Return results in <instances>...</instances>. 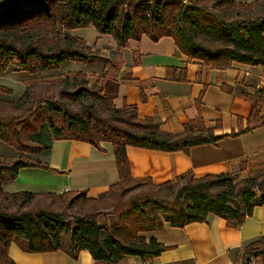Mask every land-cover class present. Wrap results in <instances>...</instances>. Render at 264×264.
Here are the masks:
<instances>
[{
    "label": "trees",
    "instance_id": "trees-1",
    "mask_svg": "<svg viewBox=\"0 0 264 264\" xmlns=\"http://www.w3.org/2000/svg\"><path fill=\"white\" fill-rule=\"evenodd\" d=\"M203 1L186 4L183 0H12L0 5V74L13 61H17L22 70L40 72L55 70L70 61L84 63L103 58L89 47L88 51L79 48L75 43L80 45L86 41L70 34L64 37L65 45L60 36H56V43L51 47L39 40V36L35 40L46 24L61 25L66 30L93 25L101 33L113 34L120 46L126 45L130 38H141L144 33L153 39L169 35L189 57L213 62L218 67L231 66L235 61L263 66L264 12L253 13L251 9H256L251 5L253 2L216 0L208 9L202 6ZM4 91L11 92V89L2 84L0 93ZM87 96L96 101L85 111L47 99L49 119L33 130L41 133L46 123L50 126L53 140L41 145L47 154L52 150L53 141L59 138H77L97 148H101L103 140L112 142L121 180L111 187L107 197L101 199L90 197L87 191L81 190L43 195L26 190L12 193L5 192L3 184L14 180L22 167L46 168L48 164L18 157L14 163L1 167L0 195L5 200L11 199L18 210L0 205V264H17L8 251L13 241L30 253L64 249L77 258L84 249L90 251L97 262L117 264L124 257L137 255L151 263L168 248L156 238L141 236L145 230L159 229L166 222L185 227L191 222L204 221L213 213L239 226L252 215L256 205H264V174L241 179L239 175L227 172L197 178L188 171L176 180L157 184L150 177H134L128 145L165 152H188L199 144L215 143L221 136L215 133L213 126L208 127L201 116L187 122L182 133L164 132L160 121L139 117L138 108L133 105L116 107L113 96L107 95L102 85L97 91L84 86L67 93L70 100H82ZM252 98L255 115L260 103L264 102V87ZM1 121L3 118H0L3 123ZM129 180L139 187L150 184L154 189L144 190L132 199L133 210L143 213V208L148 207L165 213L173 210L174 214L167 220L158 215V224L152 227L137 226L135 234L126 241L117 237L109 223H100V212L89 210L68 216L67 208L57 205L62 196L75 193L68 205L70 208L80 197L95 204H103L106 199L114 202L118 197L124 200L128 188L118 187ZM47 197L51 200H42ZM34 201H40L41 206L29 211L21 209ZM111 202L109 205L115 208ZM256 255L264 257L262 240L246 246L241 258Z\"/></svg>",
    "mask_w": 264,
    "mask_h": 264
},
{
    "label": "crops",
    "instance_id": "crops-1",
    "mask_svg": "<svg viewBox=\"0 0 264 264\" xmlns=\"http://www.w3.org/2000/svg\"><path fill=\"white\" fill-rule=\"evenodd\" d=\"M85 28L70 29V33L88 41L90 49L103 58L74 62L103 84L116 107L133 105L139 117L160 121L162 131L176 134L201 116L221 136L215 143L199 144L188 152L128 145L134 177H150L157 184L176 180L188 171L197 178L227 172L241 179L264 174V102L254 115L252 98L264 87V65L235 61L231 66L218 67L189 57L169 35L153 39L144 33L120 46L113 34L98 29L90 39ZM247 128L251 129L241 131ZM115 152L108 140L97 148L77 138H59L46 154L48 167H22L14 180L3 184V190L40 195L81 190L101 199L121 180ZM209 216L185 227L166 222L159 229L145 230L141 236L156 238L168 249L151 263L132 255L117 264H237L246 246L264 241V205H256L239 226L220 215ZM8 251L17 264H112L97 262L84 249L73 258L64 249L30 253L13 241Z\"/></svg>",
    "mask_w": 264,
    "mask_h": 264
},
{
    "label": "rangeland",
    "instance_id": "rangeland-1",
    "mask_svg": "<svg viewBox=\"0 0 264 264\" xmlns=\"http://www.w3.org/2000/svg\"><path fill=\"white\" fill-rule=\"evenodd\" d=\"M143 1V0H140ZM149 1V0H144ZM196 0H183L186 4H192ZM216 0H204L203 7L211 8ZM256 1V2H255ZM12 0H0V5L9 4ZM253 2V1H252ZM256 9L252 12L260 14L264 12V0H254L251 4ZM44 30L35 36L37 40H42L45 45L51 47L55 45L56 36H60L62 44L65 45V35H72L70 29L66 30L61 25L46 24ZM55 29H57L55 31ZM55 31V32H54ZM88 37L93 39L94 33L97 32V28L87 27L84 29ZM75 36V35H72ZM76 37V36H75ZM81 39L79 37H76ZM84 40V39H81ZM86 41V40H85ZM88 43V41H86ZM84 42L77 45L79 48L88 51L89 45ZM69 43V42H66ZM87 44V45H86ZM83 47H82V46ZM90 48V47H89ZM92 50V49H91ZM98 52V51H94ZM67 66L62 68H56L55 70H42L40 72H31L22 70L17 64V61H13L7 70L0 74V85H6L11 92L4 91L0 93V118H3V123H0V168L5 167L7 164L14 163L18 157L25 158L27 161H39L44 163L46 154L41 148L42 143L45 144L53 140V135L50 130V126L46 123V127L43 132H35L36 126L44 122H47L50 115L47 112V99L64 102L65 105L71 109L85 111L89 109L94 103L92 97H85L82 100H75L67 97V93L80 87H89L93 91H97L100 85L103 84L91 77L88 72L77 68V64L74 61H70ZM76 64V65H75ZM58 120H61L59 118ZM62 122V121H61ZM60 122V124H62ZM37 128V127H36ZM34 129V130H33ZM41 142V143H40ZM122 190L128 188L129 193L124 198H117L114 202L110 199H106L105 203L115 204V208H112L109 203L104 206L103 204H95V202H85L82 197L76 199L73 208L68 207L75 194H66L57 200L59 207L64 206L68 216L75 215L77 212L86 213L89 210L100 212L101 224L109 223L113 232L124 239H129L135 234L136 227L154 226L158 224V215L167 220L174 214V211H159L157 208H143V213H139L132 209L130 201L137 198L139 193L144 190H154L150 184H144L142 187L136 185L132 180L126 181L124 185L118 187ZM143 193V192H142ZM110 194V193H109ZM108 194L105 196L107 197ZM43 201L51 200V197L43 198ZM40 201H34L29 206L21 207L23 210H33L34 208L41 206ZM0 205L6 206L9 210H18L17 206L13 204L11 199H6L0 195ZM263 248L262 245H259ZM238 264H264V257L256 255L239 259Z\"/></svg>",
    "mask_w": 264,
    "mask_h": 264
},
{
    "label": "built area",
    "instance_id": "built-area-1",
    "mask_svg": "<svg viewBox=\"0 0 264 264\" xmlns=\"http://www.w3.org/2000/svg\"><path fill=\"white\" fill-rule=\"evenodd\" d=\"M263 76H264V68H263ZM262 81L264 82V79H262Z\"/></svg>",
    "mask_w": 264,
    "mask_h": 264
}]
</instances>
